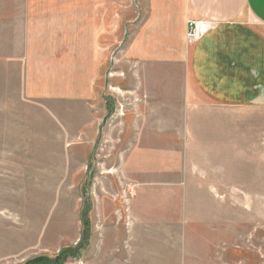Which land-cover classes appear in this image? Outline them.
I'll use <instances>...</instances> for the list:
<instances>
[{
	"label": "rangeland",
	"instance_id": "374dc122",
	"mask_svg": "<svg viewBox=\"0 0 264 264\" xmlns=\"http://www.w3.org/2000/svg\"><path fill=\"white\" fill-rule=\"evenodd\" d=\"M115 1L131 18L132 0ZM20 45L19 26L7 32L0 25V264H38L80 247L88 204L87 246L63 264H137L140 228L155 225L164 230L154 232V248L169 249L178 264H264V107L214 113L217 135L213 127L195 128L190 162L200 182L192 180L189 198L181 196L188 209L178 210L170 192L155 193L149 184L152 169L166 166L152 161L153 149L162 152L165 145L121 143L117 125L105 137L100 128L96 141L86 142L80 137L86 126L77 122L88 121L85 105L24 97ZM116 69L112 64V73ZM110 94L116 108L124 93L112 88ZM202 140L216 151H202ZM203 152L217 154L206 160ZM129 159L142 170L137 179L143 192H135L134 209L140 223L127 212ZM146 261L153 263L148 255Z\"/></svg>",
	"mask_w": 264,
	"mask_h": 264
},
{
	"label": "crops",
	"instance_id": "0c3cea01",
	"mask_svg": "<svg viewBox=\"0 0 264 264\" xmlns=\"http://www.w3.org/2000/svg\"><path fill=\"white\" fill-rule=\"evenodd\" d=\"M132 2L129 20L115 0H20L17 9L15 0H0V25L7 32L18 25L21 31L18 61L27 100L85 105L88 121L77 122L86 126L80 137L89 143L96 141L100 128L105 137L117 125L121 143L127 138L130 145L164 144L163 154L161 147L153 149L152 161L166 166L152 169L149 184L155 193L170 192L171 203L187 210L181 196L187 192L189 198L192 180L197 186L200 182L190 162L195 128L213 127L217 135L214 113L264 107V0ZM190 21H204L211 29L188 43ZM112 64L117 68L113 73ZM112 88L124 93L116 108ZM199 144L206 145L202 151H216L213 143ZM213 154L199 156L208 160ZM128 165L133 193L127 212L140 223L134 209L139 201L135 192H143L137 179L142 170L133 160ZM158 229L164 226H141L137 264H147V255L152 264L179 263L176 253L174 259L169 249L154 248Z\"/></svg>",
	"mask_w": 264,
	"mask_h": 264
},
{
	"label": "trees",
	"instance_id": "16d2710c",
	"mask_svg": "<svg viewBox=\"0 0 264 264\" xmlns=\"http://www.w3.org/2000/svg\"><path fill=\"white\" fill-rule=\"evenodd\" d=\"M89 208L90 207L88 204L84 207L83 212H82V222L85 225L84 226L85 230L82 233V238H81V242L79 245L80 247L74 248V249L62 250L58 254V256H56V258H54V259H47V258L38 259V262H39L38 264H63L64 258L69 256V254H71V256H77V257L79 256L81 250H83L87 246V242L89 240L88 221H87V214H88ZM76 249H77V251H74ZM26 264H34V263H26Z\"/></svg>",
	"mask_w": 264,
	"mask_h": 264
},
{
	"label": "built area",
	"instance_id": "2783aa9c",
	"mask_svg": "<svg viewBox=\"0 0 264 264\" xmlns=\"http://www.w3.org/2000/svg\"><path fill=\"white\" fill-rule=\"evenodd\" d=\"M211 27L208 23L202 21H190L187 25L186 40L188 43H194L201 39Z\"/></svg>",
	"mask_w": 264,
	"mask_h": 264
},
{
	"label": "bare ground",
	"instance_id": "6f19581e",
	"mask_svg": "<svg viewBox=\"0 0 264 264\" xmlns=\"http://www.w3.org/2000/svg\"><path fill=\"white\" fill-rule=\"evenodd\" d=\"M108 174H110V172H108ZM117 218V217H116Z\"/></svg>",
	"mask_w": 264,
	"mask_h": 264
}]
</instances>
